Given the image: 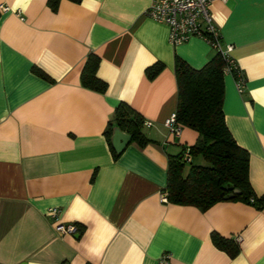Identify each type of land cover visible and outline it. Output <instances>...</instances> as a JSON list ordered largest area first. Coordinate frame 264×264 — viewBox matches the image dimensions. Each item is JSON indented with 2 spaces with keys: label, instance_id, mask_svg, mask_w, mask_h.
Returning <instances> with one entry per match:
<instances>
[{
  "label": "crops",
  "instance_id": "obj_1",
  "mask_svg": "<svg viewBox=\"0 0 264 264\" xmlns=\"http://www.w3.org/2000/svg\"><path fill=\"white\" fill-rule=\"evenodd\" d=\"M150 3L0 0V264H157L163 254L168 264H264V0L207 5L245 79L237 94L223 74L221 111L247 152L253 197L205 210L160 201L168 159L191 162L197 137L164 122L175 111L174 59L200 69L215 51L197 37L171 46L166 25L145 15ZM88 55L102 92L80 82ZM120 104L141 118V137L115 154ZM55 220L77 233L58 235ZM212 234L238 236L236 254Z\"/></svg>",
  "mask_w": 264,
  "mask_h": 264
},
{
  "label": "trees",
  "instance_id": "obj_2",
  "mask_svg": "<svg viewBox=\"0 0 264 264\" xmlns=\"http://www.w3.org/2000/svg\"><path fill=\"white\" fill-rule=\"evenodd\" d=\"M78 1V0H73ZM56 0H49L54 6ZM97 59L88 55L80 71L82 86L102 92L103 82L94 75ZM223 61L215 54L200 69H192L182 60L175 58L173 74L176 84L175 120L181 127L194 130L197 134L189 148V156H200L204 165H190L186 170L181 159L167 161V180L164 189L166 201L189 205L205 210L223 200L232 190L238 194L231 199L248 202L253 193L247 179V152L238 147L229 134L223 120L222 104ZM160 66L147 69L148 79L153 78ZM113 122L120 131L139 139L142 120L127 105L120 104L113 113ZM190 163V162H188ZM215 247L229 257L236 254L233 240L211 235Z\"/></svg>",
  "mask_w": 264,
  "mask_h": 264
},
{
  "label": "built area",
  "instance_id": "obj_3",
  "mask_svg": "<svg viewBox=\"0 0 264 264\" xmlns=\"http://www.w3.org/2000/svg\"><path fill=\"white\" fill-rule=\"evenodd\" d=\"M208 2L209 0H151L145 15L157 23L166 25L167 41L171 46L180 45L191 37L204 40L219 54L223 61L222 74L231 76L237 94H241L244 90V76L228 55L231 46L223 48L220 45L218 30L213 25L207 9ZM0 11H7V8L0 6ZM164 125L172 135H179L180 125L176 123L174 113L169 115ZM182 160L188 162V154H184ZM160 201H166L165 195L160 196ZM56 213V209H50L47 210L46 216L54 218ZM53 229L58 235H72L78 231L75 224H62L56 220ZM239 240L238 236L233 238L235 243ZM168 259L169 256L163 254L157 260V264H168Z\"/></svg>",
  "mask_w": 264,
  "mask_h": 264
},
{
  "label": "water",
  "instance_id": "obj_4",
  "mask_svg": "<svg viewBox=\"0 0 264 264\" xmlns=\"http://www.w3.org/2000/svg\"><path fill=\"white\" fill-rule=\"evenodd\" d=\"M130 138L131 136L129 134L121 132L116 126L112 127V136L110 142L115 154H119L121 152L123 147L130 140ZM237 194H238L237 190H232V192L228 194L223 200L231 199Z\"/></svg>",
  "mask_w": 264,
  "mask_h": 264
},
{
  "label": "rangeland",
  "instance_id": "obj_5",
  "mask_svg": "<svg viewBox=\"0 0 264 264\" xmlns=\"http://www.w3.org/2000/svg\"><path fill=\"white\" fill-rule=\"evenodd\" d=\"M190 163H185L184 169L188 168L190 165H204L205 162L201 159L200 156L192 157Z\"/></svg>",
  "mask_w": 264,
  "mask_h": 264
}]
</instances>
